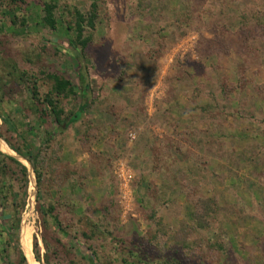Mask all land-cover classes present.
Listing matches in <instances>:
<instances>
[{"label": "rangeland", "instance_id": "rangeland-1", "mask_svg": "<svg viewBox=\"0 0 264 264\" xmlns=\"http://www.w3.org/2000/svg\"><path fill=\"white\" fill-rule=\"evenodd\" d=\"M2 58L0 135L36 146L40 184L31 204L32 173L2 160L0 264H264V0H0ZM9 61L40 96L86 67L80 118L35 113ZM82 102L60 96L62 117Z\"/></svg>", "mask_w": 264, "mask_h": 264}, {"label": "trees", "instance_id": "trees-1", "mask_svg": "<svg viewBox=\"0 0 264 264\" xmlns=\"http://www.w3.org/2000/svg\"><path fill=\"white\" fill-rule=\"evenodd\" d=\"M12 1L24 2L25 0H12ZM96 7H97L96 2L92 1L90 5V10L86 14L82 13L78 9H75L74 11L75 39L70 40L69 43L73 47H75V49L79 51H83L86 48L88 42L90 41L91 34L89 32H86L85 34V28L91 29L94 27V18L96 17V12H95ZM55 8L56 6L52 2H43L41 6L43 24L44 26L50 29L56 28ZM17 21L18 19L17 17H15L12 19L11 23L15 25ZM19 22H21V25H25V18H22ZM0 62L3 64L6 63V59L2 58ZM9 65H10V68L8 70V73L10 75L18 79V81H21L23 83L27 82V85L30 88L31 98L33 99L32 107L35 113H38L41 116L48 115L52 123L56 124L58 127H61V129H64L66 127L67 121L72 122L80 118L83 108L84 106H86V103H87L86 100L88 99L87 96L90 90V84L88 82V71L86 67L80 66L78 69L79 86L72 84L69 79L62 77L58 75L57 73H46V77L52 81V86H51V89L48 92H46L44 96H40L36 79L32 77L30 78V75H28L27 72L20 71L16 67L15 63L9 61ZM71 94H75V95L78 94L83 102L81 103L77 111L72 112L68 116H66V118H63L62 117L63 109L60 108L58 105V98L60 96L64 97V96L71 95ZM35 101L39 103L40 105L36 106ZM2 115H3V112L0 108L1 119H2ZM2 122H6V120L2 119ZM0 137L3 139V141L7 144V146L11 150H13L19 156L25 158L30 163L33 169V172L35 174V177H36V182L39 185L40 184V173L38 172L37 167H36V156L38 153L36 146L32 145L31 143L24 142L22 146L19 147L9 142L2 135H0ZM3 149H4L3 146L0 144V173H2L3 169H5L2 165L3 164L2 160L6 158L7 160L11 161L12 163L16 165L18 171L20 172V174L22 175L24 179V182L26 183V185L28 182V187H29V173H28L29 171L27 172V169H28L27 166L25 167L23 163H20L17 159L12 157L13 155L11 153L6 152ZM1 151L6 154H3ZM24 191H25L24 194H26V190ZM37 200H38V197H37ZM16 208L17 206L14 209V213L15 215H18L19 211ZM52 209L53 208L50 207V211H52ZM53 219L55 221V224L58 225L57 217L53 216ZM19 221L20 220L17 218L16 226H15L17 230H18ZM18 257H19V261L21 262V264H26V262L29 264L24 252L22 253V251H19ZM135 263L136 264H149V261L141 256L140 258H138L137 262ZM163 264H179V263L170 262V263H163Z\"/></svg>", "mask_w": 264, "mask_h": 264}, {"label": "bare ground", "instance_id": "bare-ground-1", "mask_svg": "<svg viewBox=\"0 0 264 264\" xmlns=\"http://www.w3.org/2000/svg\"><path fill=\"white\" fill-rule=\"evenodd\" d=\"M0 144L2 145H4V146H6V147H8L6 144H5V142L3 141V140H1V138H0ZM2 149V148H1ZM4 150V149H3ZM5 151V150H4ZM10 153V152H9ZM13 155V154H12ZM17 157H18V159H19V157H21V156H19L18 154L16 155ZM25 166H27V168H28V171H29V173H32V188H33V190H32V193H31V200H30V203L32 204V202H33V200H34V196H35V189H36V183L34 182V179H35V175H34V172L30 169L29 170V167H30V165H29V163L26 161V160H24L22 157L19 159ZM34 191V192H33ZM23 229V228H22ZM24 233L26 234V227L24 226ZM23 252H24V250H23ZM25 254V253H24ZM26 256V255H25ZM26 258H27V256H26ZM27 260H28V258H27ZM33 260H34V257H33ZM28 262H29V260H28ZM30 263V262H29ZM31 264V263H30Z\"/></svg>", "mask_w": 264, "mask_h": 264}, {"label": "water", "instance_id": "water-1", "mask_svg": "<svg viewBox=\"0 0 264 264\" xmlns=\"http://www.w3.org/2000/svg\"><path fill=\"white\" fill-rule=\"evenodd\" d=\"M2 152V151H1ZM3 153V152H2ZM13 157V156H12ZM15 158V157H14ZM23 158V157H22ZM16 159V158H15ZM24 160H26L25 158H23ZM19 161V160H18ZM27 161V160H26ZM20 162V161H19ZM28 162V161H27ZM21 163V162H20ZM29 163V162H28ZM24 165V164H23ZM29 165H30V163H29ZM25 166V165H24ZM26 167V166H25ZM30 168H31V170H32V167H31V165H30ZM27 169V168H26ZM33 171V170H32Z\"/></svg>", "mask_w": 264, "mask_h": 264}]
</instances>
